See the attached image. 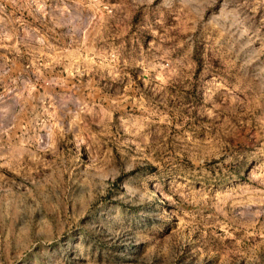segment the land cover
I'll return each mask as SVG.
<instances>
[{
  "label": "rangeland",
  "instance_id": "374dc122",
  "mask_svg": "<svg viewBox=\"0 0 264 264\" xmlns=\"http://www.w3.org/2000/svg\"><path fill=\"white\" fill-rule=\"evenodd\" d=\"M0 264H264V0H0Z\"/></svg>",
  "mask_w": 264,
  "mask_h": 264
}]
</instances>
